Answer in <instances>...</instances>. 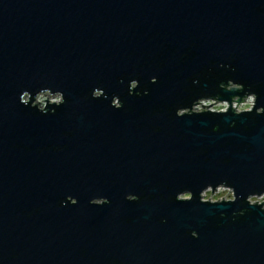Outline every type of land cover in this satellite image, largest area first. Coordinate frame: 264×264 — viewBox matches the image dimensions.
<instances>
[{
    "label": "water",
    "instance_id": "95a60500",
    "mask_svg": "<svg viewBox=\"0 0 264 264\" xmlns=\"http://www.w3.org/2000/svg\"><path fill=\"white\" fill-rule=\"evenodd\" d=\"M262 196L264 0H0V264H264Z\"/></svg>",
    "mask_w": 264,
    "mask_h": 264
},
{
    "label": "rangeland",
    "instance_id": "374dc122",
    "mask_svg": "<svg viewBox=\"0 0 264 264\" xmlns=\"http://www.w3.org/2000/svg\"><path fill=\"white\" fill-rule=\"evenodd\" d=\"M251 98L252 97H248L242 103H234L233 105L236 108H238L239 111L249 110L252 107V101L253 100L251 101ZM45 99H49L52 102H58L60 100V96L59 95L49 96L47 94H43V95L38 97L37 101L40 102V103H44ZM202 103L205 104V105L212 104L209 107L213 111H224V110H226L229 107L226 102H215L214 100L203 101ZM43 105L44 104H42L41 106H43ZM197 109H200V106ZM195 110H196V108H195ZM183 197L187 198V197H189V195H184ZM202 198L204 200H210V201H219V200H223V199L224 200H230V199L233 198V195H232V191L231 190L221 187V189L218 188L217 190L213 191V193H212V190L205 191L202 194ZM263 201H264V196L255 197V198L251 199L252 203H256V202L257 203H261Z\"/></svg>",
    "mask_w": 264,
    "mask_h": 264
},
{
    "label": "bare ground",
    "instance_id": "6f19581e",
    "mask_svg": "<svg viewBox=\"0 0 264 264\" xmlns=\"http://www.w3.org/2000/svg\"><path fill=\"white\" fill-rule=\"evenodd\" d=\"M199 106H200V109H201V106H202V104H201V105H199ZM199 106H197V107H196V109H197Z\"/></svg>",
    "mask_w": 264,
    "mask_h": 264
},
{
    "label": "built area",
    "instance_id": "2783aa9c",
    "mask_svg": "<svg viewBox=\"0 0 264 264\" xmlns=\"http://www.w3.org/2000/svg\"><path fill=\"white\" fill-rule=\"evenodd\" d=\"M253 99L251 98V101H252ZM252 103H253V101H252ZM223 188V187H222ZM219 189H221V188H219ZM226 189V188H225Z\"/></svg>",
    "mask_w": 264,
    "mask_h": 264
}]
</instances>
